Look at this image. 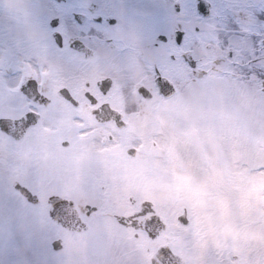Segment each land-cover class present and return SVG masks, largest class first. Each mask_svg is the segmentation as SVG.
Listing matches in <instances>:
<instances>
[{
  "label": "flooded vegetation",
  "instance_id": "flooded-vegetation-1",
  "mask_svg": "<svg viewBox=\"0 0 264 264\" xmlns=\"http://www.w3.org/2000/svg\"><path fill=\"white\" fill-rule=\"evenodd\" d=\"M176 2L143 0L161 27L175 23L189 29L180 59L173 53L166 60L153 50L149 31L129 39L121 31L103 26L90 36L82 34L80 28H75L74 33L65 29L67 38L82 39L92 53L65 49L66 54L76 57L77 71L69 77H47L43 84L40 81L41 91L51 98L49 103H38L20 94L21 102L13 116L35 109L40 117L21 136L0 130V264H33L34 258L45 260L49 255L53 194L72 198L89 224L97 226L112 219L119 230L131 234L137 232L129 227L133 219L140 220L151 213L143 207L145 199L140 193L132 196L123 190L94 191L99 185L105 188V173L109 170L140 162L130 156L128 149L130 132L125 129L130 126L119 127L116 120L106 118L109 108L121 112L132 126L147 111L189 104L178 102V95L192 91L198 80L214 75L237 77L251 71L259 77L249 37L264 30V26L239 20L234 23L225 17L229 9L264 6V0H204L215 7V18L208 13L198 14L197 0H180L183 15L174 17L172 7ZM116 3L110 0L108 10L116 11L112 7ZM221 41H231L240 53L230 68L213 64L217 57L227 55L228 48ZM257 52L264 62V50ZM188 59L197 61L195 71L186 63ZM201 68L207 70L206 77L202 78ZM163 76L176 88L173 96L159 91L158 78ZM258 79L264 84V79ZM168 80L163 79L165 83ZM105 81L110 85L107 89ZM66 88L77 102L66 97ZM22 189L29 191L30 198Z\"/></svg>",
  "mask_w": 264,
  "mask_h": 264
},
{
  "label": "rangeland",
  "instance_id": "rangeland-1",
  "mask_svg": "<svg viewBox=\"0 0 264 264\" xmlns=\"http://www.w3.org/2000/svg\"><path fill=\"white\" fill-rule=\"evenodd\" d=\"M82 1L75 3L83 4ZM103 2L106 4L107 0ZM51 3V0H0V86L8 91H0V115L8 114L5 105L11 97L15 98L14 93L24 76H44L65 64L61 59L39 55L44 53L40 50L42 39L47 38L53 45L39 13V6L50 8ZM29 5L32 7H27ZM51 7L58 11L54 5ZM9 22L14 26L15 38L6 43L5 25ZM28 42L39 46V51L15 50L16 46ZM213 81L211 86H202L201 81L195 83L193 104L187 109H163L159 115L156 113L159 118L167 112L174 114V121H169L167 129L155 128L149 135L145 133V125H138L133 137L144 144L140 152L144 158L156 156L168 160L166 165L152 166L144 159L140 171L142 188L146 198L157 207L168 202L176 216L184 208L188 210V224L177 222V231L169 242L187 257L189 264H204L206 260L220 264L230 261L264 264V260L254 261L258 258L257 247L264 252V168H261L264 165V96L248 90L247 85L254 86L247 80L228 83L215 78ZM182 98L179 96L178 100ZM146 118L147 122L155 120L152 115ZM172 150H175V159ZM182 151L195 160L185 163ZM207 161L210 170L205 164ZM121 180L122 175L112 178L114 191L124 190ZM166 219L168 223L172 220ZM245 220L247 223L257 220L261 224L259 231L241 224ZM36 225L39 227L40 223L36 221ZM111 228L109 224L103 226L106 230ZM201 228L204 232L198 233ZM96 230L93 226L85 233H65L62 251L57 252L51 248L57 233L51 231V254L45 264H112L113 259L115 263L120 258L125 264H134L128 262L132 260L127 253L119 258L113 256V251L125 247L126 241L135 246V256L131 258L140 261L138 264H149L150 251L165 240V233L152 241L143 234L133 239L114 230L106 232L108 236L104 238L105 232L96 233ZM250 238L255 240L254 247L246 245ZM198 246L202 250H198ZM222 252L228 255L227 263L222 262Z\"/></svg>",
  "mask_w": 264,
  "mask_h": 264
},
{
  "label": "snow or ice",
  "instance_id": "snow-or-ice-1",
  "mask_svg": "<svg viewBox=\"0 0 264 264\" xmlns=\"http://www.w3.org/2000/svg\"><path fill=\"white\" fill-rule=\"evenodd\" d=\"M27 7L31 8L32 6ZM54 7L59 10V14L49 11L45 5L39 6V13L45 21L46 29L51 35L56 48L64 46L68 49H80L84 46L83 40L80 38H67L65 29L69 26L80 28L82 34L89 36L96 34V28L103 26L121 31L129 39L139 37L144 31H149L151 36L150 47L160 53L166 60L173 53H177V59H180L179 53L183 50L182 46L187 43L189 38V29L185 26H177V24L172 23L167 27H161L154 13L150 10V6L143 3V0H117V3L112 6L116 11L108 10V6L103 0H86V3L83 4H77L70 0L67 4L54 5ZM196 11L198 14L208 13L210 18H215L217 14L215 7L205 4L204 0H197ZM183 12L184 7L180 0H177L172 7V15L180 17ZM225 18L234 23L239 20L264 26V6L246 5L229 9ZM239 27L240 25L237 23L236 29ZM236 29H233V31ZM5 30V42L7 43L15 38V29L12 22L5 25ZM192 30L194 31V28ZM217 37H219V34H217ZM249 38L252 40V58L255 64L259 65V68L256 69L259 72L258 78L264 79V62H261L260 55L257 52V49L264 50V30L252 33ZM221 43H224L225 47L228 48L227 55L217 57L213 64L216 67L227 65L230 68L232 62L240 53L236 47L231 46V41L227 43L221 41ZM186 63L194 71L198 68L195 59H188ZM249 63L252 65V61ZM199 71L202 78L208 74L205 69L201 68ZM160 83L165 87L169 86L163 81V78H160ZM29 87H36L35 82L29 80L21 85L22 90ZM108 87L110 85L105 81L104 88L107 89ZM261 168H264V165H261ZM181 218H183V213H181ZM51 248L54 252L62 251V245L58 242H53ZM162 255H167V253H162ZM161 264H163L162 260ZM204 264H220V262L206 260ZM229 264H235V262L230 261Z\"/></svg>",
  "mask_w": 264,
  "mask_h": 264
},
{
  "label": "water",
  "instance_id": "water-1",
  "mask_svg": "<svg viewBox=\"0 0 264 264\" xmlns=\"http://www.w3.org/2000/svg\"><path fill=\"white\" fill-rule=\"evenodd\" d=\"M22 91H25L26 94L38 100L41 98V101H43V95L38 92L37 86L33 89L27 88ZM45 101H48V99ZM32 121L33 119L30 117V113H28L18 120L1 118L0 125L5 130H12L14 123H18V126L22 127V124L25 126L27 123ZM51 215L59 223L72 230H84L88 225L85 221L81 220L76 208L74 207L73 201L68 199L59 197L53 198ZM151 217V219L143 221L141 225L147 229L149 235L154 237L165 227V224L160 216L153 215ZM183 220L186 222V218ZM162 253H167V255H162ZM161 260L163 261V264H182L185 262L182 256L174 253L167 244H161L158 246L157 250L151 255V264H161Z\"/></svg>",
  "mask_w": 264,
  "mask_h": 264
}]
</instances>
